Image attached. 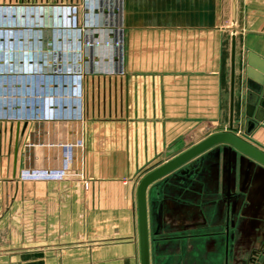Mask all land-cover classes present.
<instances>
[{
	"label": "crops",
	"instance_id": "1",
	"mask_svg": "<svg viewBox=\"0 0 264 264\" xmlns=\"http://www.w3.org/2000/svg\"><path fill=\"white\" fill-rule=\"evenodd\" d=\"M88 2L0 0L25 7L15 26L0 10V264H142L140 180L228 126L231 0ZM66 27L33 74L29 49ZM235 27L240 136L264 0H237ZM242 138L264 152L263 126ZM224 147L147 188L148 264H248L261 247L264 167L234 152L228 200Z\"/></svg>",
	"mask_w": 264,
	"mask_h": 264
},
{
	"label": "water",
	"instance_id": "2",
	"mask_svg": "<svg viewBox=\"0 0 264 264\" xmlns=\"http://www.w3.org/2000/svg\"><path fill=\"white\" fill-rule=\"evenodd\" d=\"M236 1L231 0V43L229 59V119L226 131L214 133L180 155L167 161L146 174L137 187V207L139 224V242L142 264H148V234H147V209L146 191L154 182L164 178L166 175L180 168L198 155L204 153L212 147L225 145L226 153V198H232L231 193V172L233 154L238 152L244 157L264 167V152L249 144L242 137H249L258 127H264V61L259 60L252 54L248 55L246 66V98L243 116V131L240 136L234 128V74H235V22H236ZM264 253V241L260 248L255 249L251 255ZM250 259L248 264H254ZM24 264H44L43 261H33ZM264 264V263H263Z\"/></svg>",
	"mask_w": 264,
	"mask_h": 264
},
{
	"label": "built area",
	"instance_id": "3",
	"mask_svg": "<svg viewBox=\"0 0 264 264\" xmlns=\"http://www.w3.org/2000/svg\"><path fill=\"white\" fill-rule=\"evenodd\" d=\"M95 1V0H94ZM83 5L85 8H89V2L88 0H83ZM25 9V7H14V6H2L0 7V10L3 11L4 16V24L7 22V24H10L11 26H15V24H19V21L16 20V13L19 10ZM85 17L88 19V16L85 15ZM86 19V20H87ZM74 28L66 27V28H55L52 31L53 38L51 43L49 44V50L48 51H35L33 49H29L28 53L31 57V71L33 74H42L43 71V59L46 57L47 54L56 53L62 51L63 48H67L68 45L65 44V42L62 43L64 37L69 34ZM80 32V29L78 30V33ZM77 42H75L76 46V59L79 61L81 55H80V36L76 38ZM92 44H86V46H91ZM94 45H98V43H95ZM118 43H115V46H117ZM66 46V47H65ZM106 46H109L108 43H106ZM69 47V46H68ZM75 49V47H74ZM79 73V72H77ZM86 186V185H85Z\"/></svg>",
	"mask_w": 264,
	"mask_h": 264
},
{
	"label": "rangeland",
	"instance_id": "4",
	"mask_svg": "<svg viewBox=\"0 0 264 264\" xmlns=\"http://www.w3.org/2000/svg\"><path fill=\"white\" fill-rule=\"evenodd\" d=\"M54 29H52L51 31H53ZM53 36V35H52ZM18 235H19V233H18ZM14 249H17L18 251H22V250H24V249H22L20 246H17V247H15ZM264 263V253L262 254V256L260 257V259H259V262H258V264H263Z\"/></svg>",
	"mask_w": 264,
	"mask_h": 264
},
{
	"label": "flooded vegetation",
	"instance_id": "5",
	"mask_svg": "<svg viewBox=\"0 0 264 264\" xmlns=\"http://www.w3.org/2000/svg\"><path fill=\"white\" fill-rule=\"evenodd\" d=\"M262 254H263V253H262ZM262 254H257V255H255V256H253V257H252V255H251V256H250V259L253 260L252 262H254V264H258L259 259H260V257L262 256Z\"/></svg>",
	"mask_w": 264,
	"mask_h": 264
}]
</instances>
